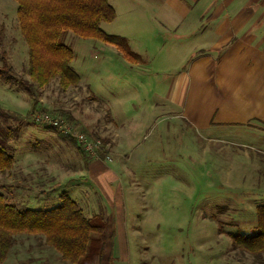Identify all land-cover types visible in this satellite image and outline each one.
I'll list each match as a JSON object with an SVG mask.
<instances>
[{
    "label": "rangeland",
    "instance_id": "rangeland-1",
    "mask_svg": "<svg viewBox=\"0 0 264 264\" xmlns=\"http://www.w3.org/2000/svg\"><path fill=\"white\" fill-rule=\"evenodd\" d=\"M110 1L118 12L113 21L101 22L102 29L125 37L140 60L129 62L114 45L67 31L64 41L73 50L71 66L90 78L94 92L81 80L63 90L53 79L36 87L39 104L46 109L42 112L31 110L33 99L21 86L0 77L1 107L25 118L16 121L7 117L5 124H0V145L11 155L29 151L49 156L55 164H70L68 158L58 161L60 154L84 160L72 141L57 131L58 141L64 143L54 139L49 144L45 131L50 130L33 124L30 115L64 117L60 111H70L74 119L65 117L69 123L103 140L101 127L105 128L108 113L101 102V82L108 84L121 106L119 117L129 126L132 137L122 147L119 172L113 171L114 175L106 179L110 184H103L111 197L110 209L101 198L99 215L91 218L97 221L101 217L106 223L104 250L109 249L114 231L120 253L117 259L127 264H264L234 247L230 236L236 231L247 235L259 231L256 208L264 203V122L197 128L182 118L177 108L165 112L166 105L155 106L156 100L166 98L163 92L173 86L180 68L186 64L187 69L200 50L189 42L178 43L170 27L176 18L154 16L146 8L125 11V0ZM16 9L15 0H0V56L17 74L29 78L27 44ZM184 93L185 88L182 97ZM154 110L160 116H155ZM17 124L15 136L7 138L6 126ZM28 130L35 134L26 135ZM59 185L56 189L65 194L62 181ZM117 211L122 225L125 217L126 240L116 226ZM15 236L0 264L45 263L39 253L49 246L42 237L26 233ZM262 255L264 258V252Z\"/></svg>",
    "mask_w": 264,
    "mask_h": 264
},
{
    "label": "crops",
    "instance_id": "crops-1",
    "mask_svg": "<svg viewBox=\"0 0 264 264\" xmlns=\"http://www.w3.org/2000/svg\"><path fill=\"white\" fill-rule=\"evenodd\" d=\"M111 5L117 15V7ZM124 7L125 11L146 8L154 16L176 18L170 27L176 32L178 43L189 42L193 49L200 50L187 69L186 64L180 68L173 86H167L163 92L166 98L156 100L155 106L166 105L165 112H170V107L177 108L180 116L197 128L252 120L264 122V0H125ZM76 72L91 89L90 78ZM101 102L108 113L101 135L111 159L106 160L103 155L82 160L60 154L58 161L68 158L70 164H55L54 159L46 155L29 151L18 155L12 153V167L1 172L3 180L0 181V193L7 203L19 210L52 208L60 202V188H56L62 181L66 195L77 202L86 217L93 219L99 215L101 198L103 205L110 209L111 197L103 184L107 183V177L114 175L113 171L119 172L118 159L132 133L119 117L121 106L112 88L102 82ZM154 113L160 116L158 111L154 110ZM45 132L49 144L54 139L59 140L54 131ZM25 134L35 132L28 130ZM116 218L118 232L124 233L123 240H126L125 217L122 220L124 227L119 223L118 211ZM113 236L103 257L91 264H127L117 259L120 253L116 249L114 231ZM124 250H128L126 241ZM39 255L44 257L40 260L45 262L43 264H72L49 247Z\"/></svg>",
    "mask_w": 264,
    "mask_h": 264
},
{
    "label": "trees",
    "instance_id": "trees-1",
    "mask_svg": "<svg viewBox=\"0 0 264 264\" xmlns=\"http://www.w3.org/2000/svg\"><path fill=\"white\" fill-rule=\"evenodd\" d=\"M20 32L27 44L28 77L13 70L12 64L1 58L0 77L21 86L33 99L31 110L46 109L39 104L36 87L47 85L56 79L61 89L79 84L80 77L71 66L73 50L64 41L67 31L84 38H95L114 45L121 55L132 63L140 58L131 51L126 38L109 34L101 22H111L116 12L108 0H15ZM60 114L69 120L74 117L70 111ZM31 122L39 125L32 117ZM7 117L20 121L25 119L19 113L5 110L0 105V124ZM28 120L30 118L26 117ZM5 124V123H4ZM20 124L6 126V137L15 136ZM45 129L55 131L49 126ZM72 143L84 155L82 149ZM105 143V141L103 140ZM85 156V155H84ZM13 157L0 145V172L12 167ZM258 232L247 235L239 231L230 233L234 247L250 253L257 262H263L264 252V203L256 208ZM107 226L101 217L94 221L86 217L76 201L66 193L60 194V202L49 209L19 210L7 203L0 193V262L6 257L17 234L39 235L45 245L52 247L63 260L73 264L94 263L104 251ZM112 244V234L109 237Z\"/></svg>",
    "mask_w": 264,
    "mask_h": 264
},
{
    "label": "built area",
    "instance_id": "built-area-1",
    "mask_svg": "<svg viewBox=\"0 0 264 264\" xmlns=\"http://www.w3.org/2000/svg\"><path fill=\"white\" fill-rule=\"evenodd\" d=\"M32 119L39 125L49 126L59 132L64 137L72 139L84 153L85 157H102L110 160L108 145L101 138H93L79 130L73 124L69 123L65 116H55L47 113H34Z\"/></svg>",
    "mask_w": 264,
    "mask_h": 264
}]
</instances>
